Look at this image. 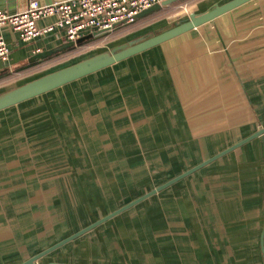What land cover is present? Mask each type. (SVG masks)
<instances>
[{
  "label": "rangeland",
  "instance_id": "1",
  "mask_svg": "<svg viewBox=\"0 0 264 264\" xmlns=\"http://www.w3.org/2000/svg\"><path fill=\"white\" fill-rule=\"evenodd\" d=\"M211 1L171 5L157 26L156 18L120 26L72 62L174 26ZM155 55L80 81L77 100L61 89L0 114V264L27 260L264 126V99L198 100L197 81L186 74L175 88L163 53ZM263 145L245 146L39 264L258 263ZM246 189L241 206L234 196Z\"/></svg>",
  "mask_w": 264,
  "mask_h": 264
},
{
  "label": "crops",
  "instance_id": "2",
  "mask_svg": "<svg viewBox=\"0 0 264 264\" xmlns=\"http://www.w3.org/2000/svg\"><path fill=\"white\" fill-rule=\"evenodd\" d=\"M32 1H38L44 5L54 3L53 0H0V12L15 14L25 10ZM225 1L213 0V2L211 1L212 4L208 5V9L216 3ZM53 22L54 19L42 20L38 22V27L43 28ZM158 24L159 20H156L151 23L150 27ZM211 24L213 26L212 30L204 29L200 32L210 24L205 25L149 52L156 54L157 57L160 56L161 52L163 53L165 61H167L166 76L175 88L178 85L177 83L180 82V76L191 75L198 85L191 92L198 94V100L202 99L201 93L208 94L203 96L205 99L218 101H235L240 94H245L246 100L264 99L262 97L264 93V0H254ZM211 34L213 37H211ZM0 36L10 48L8 59L0 61V93L8 88L11 89L13 85L23 84L40 75L63 67L82 54L67 55L55 59L64 53L61 52L48 59L32 61L38 55L67 44L66 41L62 37L50 35L45 39H38L24 44L20 40L19 34L8 27H0ZM80 46L76 45L75 48ZM172 62L176 65L179 63L184 65L173 71ZM201 76H204L206 80L202 81ZM207 77L210 78L207 79ZM68 89L72 90L68 99H71L72 96L76 100L82 97L81 91L76 89L75 86H70ZM246 93H249V96ZM55 110L52 109L53 113L51 114H54ZM217 114H220V116L225 115L224 112ZM59 131H62V128H59ZM241 174L237 173L236 175ZM243 178H245L244 175ZM243 183L245 187L250 184L245 179ZM249 190L246 189L244 194L234 196V198L239 197L237 202L241 206L247 204L246 198L252 192ZM219 210L222 213L220 205ZM236 224H240V221H236ZM35 229H38V227Z\"/></svg>",
  "mask_w": 264,
  "mask_h": 264
},
{
  "label": "water",
  "instance_id": "3",
  "mask_svg": "<svg viewBox=\"0 0 264 264\" xmlns=\"http://www.w3.org/2000/svg\"><path fill=\"white\" fill-rule=\"evenodd\" d=\"M54 2H60L63 0H53ZM183 0H168L161 5H155L147 10L141 12L136 18L143 19L148 17L163 8L170 7ZM254 0H226L225 2L216 3L208 10L200 13H191L187 19L181 20L174 26H169L163 30L156 32L155 34H143L137 38H134L126 43L114 46L112 49L106 52L97 53L91 57L83 58L76 62H71L63 67L55 69L51 72L40 75L28 82L17 85L11 89H8L0 93V113L11 110L22 104L31 102L38 98L44 97L50 93L58 90H67L70 86H76L80 81H83L89 77L96 76L105 71H108L126 61L141 56L159 46H162L172 40L180 38L186 34L191 33L205 25L215 23L217 19L230 14L231 12L249 4ZM41 5H44L41 3ZM103 32H94L85 37L79 39L76 43H68L61 46L58 49L52 50L42 55L36 56L32 61L47 59L53 55L65 52L67 50L75 48L76 45H82L96 38ZM84 88V87H83ZM77 89V88H76ZM81 100V99H80ZM79 100V101H80ZM260 140L264 144V127L255 131L251 135L229 145L228 147L213 154L200 163L186 169L185 171L175 175L167 181L159 184L153 189L149 190L145 194H142L135 199L125 203L121 207L109 212L108 214L100 217L99 219L83 226L74 231L73 233L57 240L43 250L35 253L27 260L19 264H39L46 260L52 254L59 250L81 240L92 232L97 231L99 228L106 224L113 223L122 215L135 209L136 207L144 204L152 198L160 195L161 193L177 186L181 182L186 181L192 176L202 172L214 163L222 160L223 158L239 151L245 146ZM264 146V145H263ZM240 226V225H239ZM40 228V227H39ZM38 228V229H39ZM52 226H44L41 229L47 231ZM225 235V233H222ZM258 247L260 260L256 264H264V226L261 228L258 234ZM241 253L240 251L236 254ZM234 261V257H229ZM238 259V256H237ZM46 264H86V263H73L65 261H48Z\"/></svg>",
  "mask_w": 264,
  "mask_h": 264
},
{
  "label": "built area",
  "instance_id": "4",
  "mask_svg": "<svg viewBox=\"0 0 264 264\" xmlns=\"http://www.w3.org/2000/svg\"><path fill=\"white\" fill-rule=\"evenodd\" d=\"M165 1L168 0H66L48 5L32 1L15 14L0 12V27L18 33L24 44L50 35L76 43L94 32L112 34L120 26L135 23L144 10ZM46 19L54 22L39 28L38 22ZM9 54V46L0 36V61H6Z\"/></svg>",
  "mask_w": 264,
  "mask_h": 264
},
{
  "label": "trees",
  "instance_id": "5",
  "mask_svg": "<svg viewBox=\"0 0 264 264\" xmlns=\"http://www.w3.org/2000/svg\"><path fill=\"white\" fill-rule=\"evenodd\" d=\"M184 1V0H183ZM193 1V0H192ZM191 4H192V2H190ZM164 9H166V8H163L162 10H160V11H158V12H156V13H154V14H152V15H150V16H148V17H145V18H143V19H137L136 20V22H139V21H142V22H148V20H153L154 18H156V16L158 17V14H160L162 11H164ZM156 20H159L158 18H156L155 19V21ZM104 35L106 36L107 34H102V35H99V36H97L96 37V39L97 38H100V37H104ZM91 41V40H90ZM89 42V41H88ZM87 43V42H86ZM82 44L79 48H73V49H70L69 51H66V52H64V53H62L61 55H59L57 58H55V59H58V58H60V57H64V56H67V55H77V54H80V53H83V52H85V51H87V46H88V44ZM86 48V49H85ZM79 49V50H78ZM48 59V58H47Z\"/></svg>",
  "mask_w": 264,
  "mask_h": 264
}]
</instances>
